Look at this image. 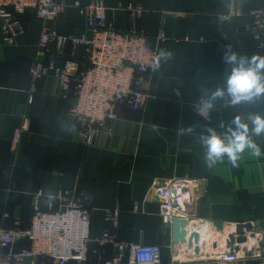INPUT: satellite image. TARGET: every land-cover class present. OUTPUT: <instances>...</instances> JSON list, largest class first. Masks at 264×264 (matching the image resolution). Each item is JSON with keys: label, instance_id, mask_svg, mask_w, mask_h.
Instances as JSON below:
<instances>
[{"label": "crops", "instance_id": "0c3cea01", "mask_svg": "<svg viewBox=\"0 0 264 264\" xmlns=\"http://www.w3.org/2000/svg\"><path fill=\"white\" fill-rule=\"evenodd\" d=\"M64 1L63 11L46 23L49 30L77 36L86 32V13L73 5L75 1L82 6L101 4L106 23L123 29L128 26L125 7L135 3L143 8L134 19L137 31L147 35L158 54L163 49L172 56L161 59L150 76V95L142 108L120 106L118 118L86 145L72 126V93L63 90L52 72L31 78L29 70L35 59L45 63L54 58L58 65L70 61L81 71L89 64V45L60 50L51 42L40 52L44 22L34 10L22 14L24 32L12 42L0 30V228H28L36 206L45 209L60 187L75 188L90 208L91 238L102 234L105 210L118 208V221L109 227L116 238L159 244L167 262L172 227L162 219L155 186L172 178H192L198 201L188 228L197 230L203 243L195 252L197 260L189 264H213L211 257L228 249L226 234L247 221L254 224L255 236L242 245L243 254L252 253L244 261L264 264V155L256 158L245 150L238 167L225 157L209 168L200 141L208 127L223 135L236 116L245 122L249 113L264 116V97L237 105L218 100L207 119L198 114L202 90L225 87L230 71L222 60L225 46L249 58L264 56L245 31L248 12L264 0ZM232 6L240 15L230 22L215 20L216 13ZM159 32L164 39L158 40ZM30 93L33 102L28 104ZM190 125L194 132H184ZM252 138L264 153V135ZM28 245L20 239L14 247ZM104 250L112 252L110 245ZM23 264L31 262L25 259Z\"/></svg>", "mask_w": 264, "mask_h": 264}, {"label": "built area", "instance_id": "2783aa9c", "mask_svg": "<svg viewBox=\"0 0 264 264\" xmlns=\"http://www.w3.org/2000/svg\"><path fill=\"white\" fill-rule=\"evenodd\" d=\"M64 0H0V30L12 42L24 32L21 18L28 10H34L44 22L39 50L44 51L51 42L60 50L66 45H89L88 66L77 71L72 62L58 65L54 58L45 63L34 60L30 65L31 78L50 74L57 76L63 90L72 93L74 99L69 112L73 128L78 132L83 144L93 142L100 129L118 118V108L126 106L131 110L142 108L149 98L150 76L154 73L153 64L158 55L157 47H152L144 32H138L134 19L143 10L141 5L130 3L125 7L128 26L116 28L112 22L106 23L104 6L96 4L82 6L78 1L73 5L86 13V32L80 35L57 34L47 28V22L60 14ZM240 15L236 6L228 11L215 14L218 22H230ZM250 22L245 25L256 41L257 48L264 50V3L248 12ZM158 40L165 38L163 32ZM33 102L28 95L27 103ZM20 130L14 141L19 139ZM196 180L192 178H172L155 186L156 200L160 204L163 221L171 225L174 218L190 221L196 212ZM119 210H105L104 229L97 238H91L90 208L83 196L75 188L57 189L48 199L47 207L34 208L28 228H0V264H23L29 259L31 264H189L195 259L193 247L180 243L170 246V258L165 262L162 248L155 243H127L119 241L110 230L116 225ZM27 239L28 246L15 249V243ZM110 245L112 252L106 254L104 247ZM187 245V244H185ZM185 255V256H184ZM238 252L218 253L211 257L213 264H247L248 256ZM206 260V258L204 259ZM243 260V262H239Z\"/></svg>", "mask_w": 264, "mask_h": 264}, {"label": "clouds", "instance_id": "9594fccd", "mask_svg": "<svg viewBox=\"0 0 264 264\" xmlns=\"http://www.w3.org/2000/svg\"><path fill=\"white\" fill-rule=\"evenodd\" d=\"M171 56L170 51L161 49L155 56L153 71L160 67L161 59L168 60ZM222 60L229 66L230 71L226 77L225 87L202 90L198 114L204 119L215 110L218 100L237 105L254 103L264 97V56L254 55L249 58L238 55L230 45H227ZM246 120L247 122L241 116H236L223 135L217 134L211 127L205 129L206 135H200V141L205 148L204 162L207 167L212 168L217 163H223L225 157L233 167H238L241 154L245 150H250L256 158L264 155L252 138L264 135V116L249 113ZM194 130L192 125L183 129L186 133H192Z\"/></svg>", "mask_w": 264, "mask_h": 264}, {"label": "water", "instance_id": "95a60500", "mask_svg": "<svg viewBox=\"0 0 264 264\" xmlns=\"http://www.w3.org/2000/svg\"><path fill=\"white\" fill-rule=\"evenodd\" d=\"M189 220L184 218H174L171 224L172 240L174 243L187 244L193 247L198 253L202 239L197 230L188 228ZM254 224L250 221L236 223L231 231L226 234V246L230 252H238L241 245L246 243L249 237L255 236Z\"/></svg>", "mask_w": 264, "mask_h": 264}, {"label": "trees", "instance_id": "16d2710c", "mask_svg": "<svg viewBox=\"0 0 264 264\" xmlns=\"http://www.w3.org/2000/svg\"><path fill=\"white\" fill-rule=\"evenodd\" d=\"M34 211V210H33ZM33 211H32V213H31V216H32V214H33ZM22 240H25L27 243H28V240L27 239H22ZM24 247V246H23ZM21 248V247H20ZM15 249H19V248H15Z\"/></svg>", "mask_w": 264, "mask_h": 264}, {"label": "rangeland", "instance_id": "374dc122", "mask_svg": "<svg viewBox=\"0 0 264 264\" xmlns=\"http://www.w3.org/2000/svg\"><path fill=\"white\" fill-rule=\"evenodd\" d=\"M240 252H241V253H240ZM238 253H239V254H238L239 256L242 255V254H243V249L239 250Z\"/></svg>", "mask_w": 264, "mask_h": 264}, {"label": "bare ground", "instance_id": "6f19581e", "mask_svg": "<svg viewBox=\"0 0 264 264\" xmlns=\"http://www.w3.org/2000/svg\"><path fill=\"white\" fill-rule=\"evenodd\" d=\"M253 237H254V236H253ZM250 241L252 242V241H253V239H250ZM243 244H244V243H243ZM243 244H242V245H243ZM242 245H241V249H242V247H243ZM250 247H251V245H250Z\"/></svg>", "mask_w": 264, "mask_h": 264}]
</instances>
